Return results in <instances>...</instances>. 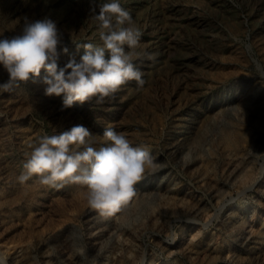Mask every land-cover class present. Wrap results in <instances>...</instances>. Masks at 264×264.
I'll list each match as a JSON object with an SVG mask.
<instances>
[{
    "label": "rangeland",
    "instance_id": "rangeland-1",
    "mask_svg": "<svg viewBox=\"0 0 264 264\" xmlns=\"http://www.w3.org/2000/svg\"><path fill=\"white\" fill-rule=\"evenodd\" d=\"M103 2L0 0V39L51 19L63 67L85 53L73 40L101 45ZM120 3L142 33L131 50L142 88L129 81L110 102L63 108L42 69L0 94V264H264V0ZM75 125L96 148L111 127L152 159L110 216L83 185L18 182L38 138Z\"/></svg>",
    "mask_w": 264,
    "mask_h": 264
},
{
    "label": "clouds",
    "instance_id": "clouds-1",
    "mask_svg": "<svg viewBox=\"0 0 264 264\" xmlns=\"http://www.w3.org/2000/svg\"><path fill=\"white\" fill-rule=\"evenodd\" d=\"M92 11L95 13V7ZM94 18L101 45L73 40L85 53L79 61L70 57L63 67H58L62 34L51 19H26L22 34L0 39V65L8 73L7 81L0 83V94L30 80L35 83L42 69L47 73L43 77L45 95L64 94L63 108L94 98L96 104L110 102L129 81H136L137 87L142 88L145 80L134 64L139 56L134 57L131 51L138 46L142 33L134 26L131 14L120 0H107L99 4ZM125 46L130 51L126 52ZM147 58L153 59L151 54ZM92 137L83 125L39 137L18 182L24 184L37 175L41 184L53 188H62L65 183L83 185L89 207L102 216L112 215L134 196V185L146 166L152 165V159L142 147L132 146L111 127L105 128L99 148L93 146Z\"/></svg>",
    "mask_w": 264,
    "mask_h": 264
}]
</instances>
